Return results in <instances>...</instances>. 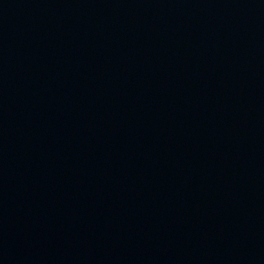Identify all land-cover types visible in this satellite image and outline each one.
<instances>
[{"label": "water", "instance_id": "1", "mask_svg": "<svg viewBox=\"0 0 264 264\" xmlns=\"http://www.w3.org/2000/svg\"><path fill=\"white\" fill-rule=\"evenodd\" d=\"M0 264H264V0H0Z\"/></svg>", "mask_w": 264, "mask_h": 264}]
</instances>
